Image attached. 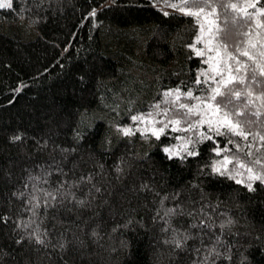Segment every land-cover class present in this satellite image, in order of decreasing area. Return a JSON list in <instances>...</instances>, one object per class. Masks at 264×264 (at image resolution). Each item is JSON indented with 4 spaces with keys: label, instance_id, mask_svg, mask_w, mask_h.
Segmentation results:
<instances>
[{
    "label": "trees",
    "instance_id": "16d2710c",
    "mask_svg": "<svg viewBox=\"0 0 264 264\" xmlns=\"http://www.w3.org/2000/svg\"><path fill=\"white\" fill-rule=\"evenodd\" d=\"M117 3L118 7L98 11L97 24L91 23L92 18L80 24V19L90 5L99 8L100 0H13L12 9L0 8V213L8 212L13 218L17 214L27 217L29 213L22 207L26 197H11V189L19 186L26 174L22 169L38 172V168H33V161L37 165H51L52 158L61 161L60 153L53 152L51 141L43 152L27 155L33 153L34 138L53 129L54 134L51 135L55 144L71 146L72 129L78 122H84L85 114L98 108L110 89L109 83L121 76L125 61L131 57L120 49L109 51L107 41L110 32L120 35L128 30L142 32L144 43L140 52L146 66L159 71L154 78L159 90L180 81L186 85L195 78V70L201 66L199 58L190 49H185L186 44L192 42L196 30L191 18L179 15L165 17L147 0H144L143 7L131 9L124 6L126 0H117ZM36 17L39 19L33 23ZM23 20L38 31L39 35L34 40L9 35L16 32L22 36L18 25ZM157 28L168 32L167 38L159 41V44L167 45L166 55L161 54V48L153 41ZM68 41L71 43L66 44ZM93 65L98 66L102 74L88 72L80 81L77 70ZM19 81H24L27 86L19 92L13 91ZM159 98L160 92L155 99ZM127 120L128 116L122 122ZM91 123L95 125V134L88 138V145H82L79 152L69 154L61 163L67 170L66 180L72 181L94 172V182L104 191L95 194L97 199L93 201L92 208L80 212L68 213L58 207L49 208L45 214L41 209L39 215L44 219L38 220L40 226L49 230L53 244L62 233L69 240L74 234L83 239L91 227L97 226L102 239L93 244L89 237L90 264H174L169 246L154 242L160 235L159 225L152 227L151 221L155 193L144 192L122 199H112L111 194L124 192L141 181L153 184L160 194L171 193L180 185L187 189V182L195 176L196 162L193 161L189 167L169 163L158 144L152 147L145 142L147 147L143 148L144 143L140 139L145 140L139 134L131 141L117 140L110 149L102 148L100 136L107 129L106 122L96 119ZM15 131L26 134L22 141L23 150L20 144L7 140ZM145 152L150 159L145 160L140 155ZM121 156L130 167H125L126 175L118 180L114 165ZM97 163L103 164V172L95 167ZM5 172H10L11 178H7ZM57 179L60 177L53 174L52 182ZM202 186L211 201L219 196L223 202L212 209L217 224L214 231H219V220L224 218L225 213L236 221L231 232L226 227L223 237L232 244L231 264H244L245 258L247 264H264V209L257 207V202L264 204V193H242L233 199L232 193L238 191V186L229 181L211 185L204 181ZM73 190L77 196L88 194V186L83 182ZM102 196L107 202H102ZM155 198L158 200L159 196ZM184 198L185 201H198L199 190H188ZM173 202L168 200L166 204ZM127 216L142 219L150 230L123 228ZM188 219L179 216L174 218L173 223L178 227H187ZM115 225L121 227L113 233L111 229ZM12 226V221L7 227L0 222V248L15 255L20 250L6 238L13 235ZM122 236L131 241L130 250H122L118 246ZM25 250L28 251L27 246ZM31 251L36 264H58V249L40 247ZM47 253L51 256L48 257ZM5 260L12 264L10 257H5Z\"/></svg>",
    "mask_w": 264,
    "mask_h": 264
},
{
    "label": "snow or ice",
    "instance_id": "6c2138e0",
    "mask_svg": "<svg viewBox=\"0 0 264 264\" xmlns=\"http://www.w3.org/2000/svg\"><path fill=\"white\" fill-rule=\"evenodd\" d=\"M147 2L165 17L179 15L191 18L196 30L192 42L186 47L199 58L201 66L195 70V78L186 85L180 81L160 88V98L153 99L143 110L133 111L134 101H130L127 122L109 120L107 129L100 136V145L110 149L114 137L131 141L139 134L146 142L155 141L169 163L189 167L195 161L196 171L195 176L187 182V189L180 185L171 193L160 194L153 184L141 181L124 192H113L111 196L112 199H122L144 192L155 193L151 221L152 227L159 225L160 235L154 242L169 246L174 264H231L232 244L223 237L226 227L231 232L236 221L225 213L224 218L219 220V231H214L217 224L212 209L223 202L219 196L211 201L202 185L204 181L210 185L229 181L238 186V191L232 193L233 199L242 193H264V0ZM118 6L117 0H100V7L90 5L80 24L89 18H92V24H97L98 11ZM124 6L129 9L143 7L144 0H126ZM0 8L12 9L13 0H0ZM38 19L36 17L33 23ZM167 36V30L157 28L154 31L153 41L161 48L162 55L167 54V45H161L159 41ZM77 71L80 81L85 79L88 72L102 74V70L95 65ZM26 86L24 81H19L13 91L19 92ZM116 114L118 116L119 112ZM51 134H54L53 129L34 138L33 153L27 155L43 152L51 141L53 152L58 151L63 161L69 154L79 152L82 145H88V138L95 134V125L78 122L72 129L71 146L55 144ZM25 137V133L15 131L7 140L20 144L23 150ZM140 155L145 160L150 159L147 152ZM61 161L52 158L51 165H37L33 161V168H38V172L22 169L26 174L21 184L11 189V197H26L22 207L29 215L22 217L17 214L13 218L8 212L0 213V222L5 227L9 221L13 222V235L6 238L20 250L14 255L0 248V264H8L5 257H10L12 264H36L31 250L40 247L58 249V264H90L89 237L93 244H98L102 239L97 226L91 227L83 239L74 234L73 239L69 240L62 233L53 244L49 230L42 228L38 222L44 219L39 215L41 209L45 214L49 208L58 207L68 213L80 212L92 208L93 201L97 199L95 194L104 191L94 182V172L81 175L79 179L66 180L67 170ZM95 167L103 172V164L97 163ZM125 167L130 165L121 156L114 165L118 180L126 175ZM53 174L60 177L54 183ZM4 175L11 178L10 172ZM82 182L88 186V194L77 196L73 189ZM190 189L199 190L198 201H185L184 197ZM156 196H159L158 200ZM168 200L174 202L166 204ZM102 202H107L103 196ZM257 207L264 209V204L257 202ZM179 216L189 218L187 227H178L173 223L174 218ZM120 227L115 225L111 231L115 233ZM123 228L138 230L149 226L142 219L127 216ZM26 246L28 251L25 250ZM118 246L122 250H130L131 241L122 236ZM46 255L50 257L51 253ZM244 264H247V258Z\"/></svg>",
    "mask_w": 264,
    "mask_h": 264
},
{
    "label": "rangeland",
    "instance_id": "374dc122",
    "mask_svg": "<svg viewBox=\"0 0 264 264\" xmlns=\"http://www.w3.org/2000/svg\"><path fill=\"white\" fill-rule=\"evenodd\" d=\"M0 25V31H1ZM18 30L22 36L13 32L18 37L24 40H34L38 37V31L35 28L30 27L26 21H21L18 25ZM2 32V31H1ZM123 34L110 32V37L107 41L109 51L123 50L130 55L131 59L125 61L121 76L113 83H109L110 89L105 93L101 104L97 109L90 111L83 116L84 123H91L96 119H102L106 122L108 127L109 120H124L129 115L128 104L130 101H134L132 104V110H142L149 102L157 97L160 90L154 84V78L158 76L159 71H155L153 67L146 66L140 50L144 43V36L138 30L124 31ZM24 36V37H23ZM186 41V40H185ZM185 49L187 47L185 46ZM133 59V60H132ZM114 107V108H113ZM116 108V109H115ZM117 111L119 115L117 116ZM118 139L115 137L112 140L114 144ZM143 148H146V143L155 147L156 142H146L140 139ZM143 141V142H142ZM146 142V143H145Z\"/></svg>",
    "mask_w": 264,
    "mask_h": 264
}]
</instances>
